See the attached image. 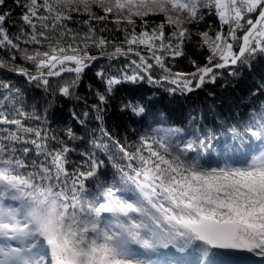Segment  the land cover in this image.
<instances>
[{"label":"snow or ice","instance_id":"obj_1","mask_svg":"<svg viewBox=\"0 0 264 264\" xmlns=\"http://www.w3.org/2000/svg\"><path fill=\"white\" fill-rule=\"evenodd\" d=\"M12 2L18 16L0 0V53L8 57L0 55V68L46 96L29 103L25 90L0 80V264H229L233 254L264 257V81L249 88L247 111L210 126L149 125L152 110L132 98L119 111L142 127L126 145L103 119L118 86L146 83L188 95L264 57V0ZM155 16L163 20L149 19ZM209 17L218 26L201 28ZM107 23L122 40L100 34ZM191 45L206 53L204 63L191 59V72L174 71ZM100 60L107 64L95 76L104 90L90 89L97 129L85 140L68 128V141L56 142L49 135L56 99L79 100L85 71ZM82 115L72 111L86 126L89 113Z\"/></svg>","mask_w":264,"mask_h":264},{"label":"trees","instance_id":"obj_2","mask_svg":"<svg viewBox=\"0 0 264 264\" xmlns=\"http://www.w3.org/2000/svg\"><path fill=\"white\" fill-rule=\"evenodd\" d=\"M7 2L8 6L15 10V15L18 16L19 10L15 9L12 0H7ZM149 19L159 23L163 20V17L155 16ZM208 24L213 25L214 29L218 26L215 19L209 17L206 18L200 27L204 28ZM95 26L100 29L104 28L105 24L96 23ZM106 27L108 31L100 33L101 35L117 42L123 39V34L116 31L115 25L107 23ZM185 52L188 58L178 59L175 62L174 71L191 72L193 70L189 62L191 59L196 60L200 64L204 63L206 53L198 51L194 45L186 47ZM0 55L8 59L6 54L0 53ZM121 62H116V65L119 66ZM15 63L22 64L23 62L17 60ZM106 64L107 61L100 60L95 67L85 71L77 89L79 100L56 99L54 112L49 114V118L52 121L49 126V135H54L56 142L68 141L66 136L68 128H71L77 137L83 136L85 140L91 139L92 131L97 129V121L94 119L95 113L92 111L91 106L96 104L97 100L90 89L104 90V85L95 76V72L99 66ZM25 67L31 70V65H25ZM0 80L10 81L25 90L29 103L33 99L40 104L43 103L46 94L42 89L29 85L25 77L19 76L13 71L0 68ZM253 81H255V85H253ZM262 81H264V57L258 56L252 61L250 67L241 66L236 76H230L225 71L223 75L218 77L215 84L206 83L201 89L188 95L178 94L170 96L164 91L163 87H152L146 83L138 86L121 85L117 87L113 96L109 98L108 109L103 114L104 125L114 135L115 139L126 145L131 144L135 140L137 130L141 129L142 126L136 122L135 118L120 112L119 106L121 102L135 98L141 101L147 109L152 110L151 119L148 122L149 125L156 120H162L168 124L188 127L190 122L195 120L210 126L214 120L228 119L229 117H234L238 112L244 113L247 111L250 101L254 99L249 94V88L252 87L254 91L255 87ZM48 98L51 99V97ZM73 110L82 119V114L85 111L89 113L86 126L79 124L73 119ZM71 143L79 149L87 147V144L80 140H74ZM252 257V264H264V257L255 254Z\"/></svg>","mask_w":264,"mask_h":264},{"label":"rangeland","instance_id":"obj_3","mask_svg":"<svg viewBox=\"0 0 264 264\" xmlns=\"http://www.w3.org/2000/svg\"><path fill=\"white\" fill-rule=\"evenodd\" d=\"M253 254H248V253H243V254H237L233 259L232 264H242L243 261L245 259H243V257L245 256V258L248 257H252ZM253 258V257H252Z\"/></svg>","mask_w":264,"mask_h":264},{"label":"water","instance_id":"obj_4","mask_svg":"<svg viewBox=\"0 0 264 264\" xmlns=\"http://www.w3.org/2000/svg\"><path fill=\"white\" fill-rule=\"evenodd\" d=\"M2 69H6V70H7V68H2ZM14 73H15V72H14ZM233 256H235V254L231 255V257H233Z\"/></svg>","mask_w":264,"mask_h":264}]
</instances>
